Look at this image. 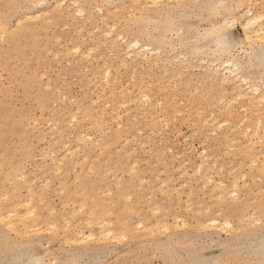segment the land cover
<instances>
[{"label": "rangeland", "instance_id": "obj_1", "mask_svg": "<svg viewBox=\"0 0 264 264\" xmlns=\"http://www.w3.org/2000/svg\"><path fill=\"white\" fill-rule=\"evenodd\" d=\"M158 2L0 0V24L9 14L0 34V214L10 218L0 224V251L81 264L264 260V106L255 108L252 92L264 90V38L246 39L264 25V0ZM251 16L262 18L247 29ZM213 121L224 123L219 131Z\"/></svg>", "mask_w": 264, "mask_h": 264}, {"label": "bare ground", "instance_id": "obj_2", "mask_svg": "<svg viewBox=\"0 0 264 264\" xmlns=\"http://www.w3.org/2000/svg\"><path fill=\"white\" fill-rule=\"evenodd\" d=\"M158 1L161 2V0H152V4H154V3L158 2ZM248 1H250V0H248ZM158 3H159V2H158ZM154 5H155V4H154ZM157 5H159V4H157ZM255 5H256V4H255ZM58 6H59V5H58ZM78 9H79V8H78ZM247 10H248V9H247ZM82 11H83V10H82ZM78 12H79V10H78ZM112 12H113V11H112ZM246 12H247V11H246ZM66 13H67V12H66ZM81 13H82V12H81ZM81 13H80V14H81ZM0 17H2V15H1ZM36 17H37V16H36ZM33 18H34V17H33ZM38 18H39V17H38ZM260 18H262V17H260ZM260 18H258V16H257V17H256V16H255V17H254V16H251L247 21L245 20V21H246V22H244V23H245V27H246L247 29H248V28H254V25L257 24L258 21H261V20H258V19H260ZM24 19H25V18H24ZM34 19H35V18H34ZM46 22H47V21H46ZM105 26H106V25H105ZM3 27H4V26H3ZM243 27H244V26H243ZM258 27H259V25H258ZM54 28H55V27H54ZM43 29H44V28H43ZM27 30H28V29H27ZM8 33H9V31H8ZM103 33H104V32H103ZM0 34L4 36V35L6 34V32L3 31V30H1ZM175 34H176V33H175ZM8 35H9V34H8ZM118 36H119V35H118ZM13 38H14V37H13ZM36 38H37V37H36ZM245 38H246V36H245ZM263 38H264V25H263L261 28L259 27V28L256 29V30H255V29H252L251 31L247 32V38H246V39H255V40H258V41H262ZM2 41H3V40H2ZM210 41H211V40H210ZM251 41H252V40H251ZM130 44H131V43H130ZM130 44H129V45H130ZM132 46L135 47V45L131 44V47H132ZM75 49H76V48H75ZM75 49H74V50H75ZM144 49H145V48H144ZM74 50H73V51H74ZM126 50H127V49H126ZM147 50H148V49H147ZM148 51H149V50H148ZM204 51H205V50H204ZM49 52H50V51H49ZM49 52H48V53H49ZM68 52H69V51H68ZM79 52H80V51H79ZM81 52H82V51H81ZM139 52H140V51H139ZM77 53H78V52H77ZM60 54H61V52H60ZM74 54H75V53H74ZM54 55H55V54H54ZM58 55H59V53H58ZM80 55H81V54H80ZM88 55H89V54H88ZM129 55H130V54H129ZM144 55H145V54H144ZM158 55H159V54H158ZM85 56H86V55H85ZM54 57L56 58L57 55H55ZM54 57H53V58H54ZM126 57H127V56H126ZM143 57H144V56H143ZM144 58H145V57H144ZM176 58H177V57H176ZM178 58H179V57H178ZM121 59H122V58H121ZM55 60H56V59H55ZM164 61H165V60H164ZM230 63H231V62H230ZM230 63H227V64L230 65ZM106 64H107V63H106ZM224 65H225V64H224ZM124 66H125V65H124ZM234 66H235V65H234ZM234 66H233V67H234ZM253 66H254V65H253ZM229 67H230V66H229ZM214 68H215V67H214ZM234 68H236V67H234ZM234 68H233V70H234ZM85 69H86V68H85ZM89 70H90V69H89ZM226 70H227V69H225V70H223V71H226ZM238 70H239V69H238ZM227 71H228V70H227ZM214 72H215V71H214ZM232 72H233V71H232ZM221 74H222V73H221ZM233 74H234V72H233ZM132 75H133V74H132ZM105 76L107 77V76H108V73H106ZM223 76H224V75H223ZM237 76H238V75H237ZM178 77H179V76H178ZM235 77H236V75H235ZM238 77H239V76H238ZM88 79H90V78H88ZM236 79H237V78H236ZM104 80H105V79H104ZM104 80H103V81H104ZM234 80H235V78H234ZM49 81H50V80H49ZM222 81H223V80H222ZM222 81H221V82H222ZM240 81L242 82V79H241ZM244 81H245V80H244ZM244 81H243V83H245ZM105 82H107V80H105ZM115 82H116V81H115ZM166 84H167V83H166ZM87 85H88V84H87ZM246 85H247V84H246ZM108 86H109V83H108L107 87H108ZM60 87H61V86H60ZM88 87H89V85H88ZM141 87H142V86H141ZM86 88H87V87H86ZM104 88H105V87H104ZM132 88H133V87H132ZM236 88H237V87H236ZM244 88H245V87H244ZM109 89H110V88H109ZM143 89H144V88H143ZM165 89H166V88H165ZM252 89H253V88H252ZM50 90H51V89H50ZM56 91H57V90H56ZM91 91H92V90H91ZM102 91H104V89H103ZM118 91H119V90H118ZM143 91H145V90H143ZM137 92H138V91H137ZM160 92H161V90H160ZM252 92H254V94H257V96H256V100H257V101H256V103L254 104L255 108H256V106H257V108H258L259 106H264V102H262V101H264V96H262V94L258 93V91H257L256 89H253ZM57 93H59V92H57ZM193 93H194V92H193ZM128 94H130V93H128ZM126 95H127V94H126ZM139 95H140V93H139ZM139 95H137V96L139 97ZM141 95H143V94H141ZM240 95H241V94H240ZM240 95H239V96H240ZM244 95H245V94H244ZM100 96H101V95H100ZM102 96H103V95H102ZM144 96H146V95H144ZM104 97H105V96H104ZM147 97H148V96H147ZM167 97H168V96H167ZM63 98H64V96H63ZM133 98H134V97H133ZM100 99H102V98H100ZM100 99H99V101H100ZM138 99H139V98H138ZM141 99L144 101V103H146L145 100H144V97H143V98L141 97ZM173 99H174V98H173ZM96 100H97V99H96ZM142 100H141V101H142ZM148 100H149V98H148ZM148 100H147V101H148ZM212 100H213V99H212ZM222 100H223V99H222ZM138 101H139V100H138ZM53 102H54V101H53ZM93 102H94V101H93ZM95 102H96V101H95ZM101 102H102V101H101ZM160 102H161V101H160ZM160 102L158 101V103H160ZM235 102H236V100H235ZM91 103H92V102H91ZM112 103H113V102H112ZM130 103H131V102H130ZM139 103H140V102H139ZM148 103H149V101H148ZM167 103H168V102H167ZM169 103H170V102H169ZM171 103H172V102H171ZM171 103H170V104H171ZM219 103H220V102H219ZM92 104H93V103H92ZM107 104H108V103H107ZM142 104H143V103H142ZM53 105H54V104H53ZM79 105H80V104H79ZM93 105H94V104H93ZM93 105H91V106H93ZM109 105H110V104H109ZM109 105H108V106H109ZM120 105H121V104H120ZM126 105H128V104H126ZM144 105H145V104H144ZM146 105H147V104H146ZM146 105H145V106H146ZM160 105H161V104H160ZM247 105H248V104H247ZM98 106H99V105H98ZM98 106H97V107H98ZM102 106H103V105H102ZM106 106H107V105H105V108H106ZM111 106H112V104H111ZM121 106H125V105H121ZM136 106H138V105H136ZM145 106H144V107H145ZM152 106H153V105H152ZM158 106H159V105H158ZM249 106H250V105H249ZM252 106H253V105H252ZM254 106H253V107H254ZM154 107H155V106H154ZM207 107H208V106H207ZM226 107H227V106H226ZM135 108H136V107H135ZM200 108H201V106H200ZM227 108H229V107H227ZM257 108H256V109H257ZM261 108H262V107H261ZM58 109H59V108H58ZM97 109H98V108H97ZM132 109H133V108H132ZM196 109H197V108H196ZM225 109H226V108H225ZM84 110H85V109H84ZM87 110H88V109H87ZM87 110H86V111H87ZM98 110H99V109H98ZM149 110H150V109H149ZM194 110H195V109H194ZM75 111H76V110H75ZM78 111H79V110H78ZM86 111H85V112H86ZM89 111H90V110H89ZM89 111H88V112H89ZM99 111H100V110H99ZM197 111H198V109H197ZM199 111H200V110H199ZM199 111H198V112H199ZM218 111H219V110H218ZM221 111H222V110H221ZM88 112H87V113H88ZM102 112H104V111H102ZM110 112L113 113L112 111H110ZM125 112H126V111H125ZM260 112H261V111H260ZM260 112L258 111V113H260ZM128 113H129V112H128ZM147 113H148V112H147ZM244 113H245V112H244ZM255 113H256V112H255ZM53 114H54V113H53ZM125 114H126V113H125ZM142 114H143V113H142ZM145 114H146V113H144V115H145ZM200 114H201V112H200ZM229 114H230V113H229ZM229 114H228V119H229ZM78 115H79V114H78ZM89 115H90V114H89ZM173 115H174V114H173ZM210 115H211V114H210ZM252 115H253V114H252ZM139 116H140V115H139ZM200 116H201V115H200ZM200 116H199V118H200ZM211 116H213V114H212ZM230 116H231V115H230ZM101 117H102V114H101ZM118 117H119V116H118ZM140 117H141V116H140ZM219 117H220V116H219ZM258 117H259V116H258ZM258 117H257V118H258ZM74 118H75L74 116H73V118H72V117H71V118L69 117L68 120H70V119L73 120ZM134 118H135V117H134ZM260 118H261V117H260ZM260 118H259V119H260ZM85 119H86V118H85ZM119 119H120V118H119ZM128 119H129V117H128ZM132 119H133V118H132ZM157 119H158V117H157ZM197 119H198V118H197ZM203 119H205V117H204ZM262 119H264V118H262ZM74 120H76V119H74ZM74 120H73V121H74ZM86 120H87V119H86ZM94 120H95V118H94ZM150 120H151V119H150ZM200 120H201V119H200ZM216 120H217V118H216L214 121H216ZM60 121H61V120H60ZM60 121H59V122H60ZM73 121H72V123H73ZM82 121H83V120H82ZM100 121H102V119H101ZM114 121H115V119H114ZM214 121H213V122H214ZM243 121H244V120H243ZM251 121H252V120H251ZM261 121H262L261 119H260V121L257 120V123L259 124V125L257 124L258 127H260V122H261ZM36 122H37V121H36ZM57 122H58V121H57ZM129 122H130V121H129ZM151 122H152V121H151ZM225 122H226V121H225ZM248 122H249V119H248ZM255 122H256V121H255ZM50 123H51V121H50ZM66 123H68V122H66ZM163 123H164V122H163ZM199 123H200V122H199ZM209 123H210V122H209ZM226 123H228V121H227ZM226 123H225V124H226ZM253 123H254V122H253ZM261 123H262V122H261ZM55 124H56V123H55ZM69 124H70V123H69ZM152 124H153V123H152ZM214 124H217V123L214 122ZM218 124H220V129H221V125L223 126L224 123H223V124H222V123H218ZM218 124H217V128H218V131H219L220 129H219V127H218ZM233 124H234V123H233ZM30 125H31V124H30ZM70 125H71V124H70ZM70 125H69V126H70ZM100 125H101V124H100ZM164 125H165V124H164ZM211 125H213V123H211ZM239 125H240V123H239ZM241 125H242V124H241ZM250 125H251V124H250ZM252 125H254V124H252ZM119 126H120V125H119ZM119 126H118V127H119ZM224 126H225V125H224ZM237 126H238V124H237ZM254 126H255V125H254ZM52 127H53V126H52ZM149 127H150V126H149ZM213 127H214V126H213ZM252 127H253V126H252ZM252 127H251V128H252ZM53 128H54V127H53ZM120 128H121V126H120L119 129H117V130H120ZM126 128H127V127H126ZM143 128H144V127H143ZM214 128H216V127H214ZM226 128H227V127H226ZM240 128H241V127H240ZM246 128H248V127H246ZM54 129H55V128H54ZM86 129H87V128H86ZM121 129H122V128H121ZM238 129H239V128H238ZM248 129H249L250 131L252 130V129H250V128H248ZM248 129H247V130H248ZM259 129H260V128H259ZM262 129H264V128H262ZM50 130H51V129H50ZM52 130H53V129H52ZM150 130H151V129H150ZM239 130H240V129H239ZM247 130H245V132H246ZM255 130L257 131V129H255ZM61 131H62V130H61ZM61 131H60V132H61ZM99 131H101V129H100ZM108 131H109V130H108ZM263 131H264V130H263ZM101 132H102V131H101ZM225 132H226V131H225ZM243 132H244V130H243ZM247 132H248V131H247ZM57 133H58V132H57ZM102 133H103V132H102ZM105 133H107V132H105ZM139 133L141 134V132H139ZM150 133H151V131H150ZM223 133H224V132H223ZM229 133H230V132H229ZM229 133H228V134H229ZM137 134H138V133H137ZM213 134H214V133H213ZM228 134H227V135H228ZM245 134L248 135L247 133H245ZM250 134L252 135V132H251ZM255 134H257V132H256V133L253 132V135H255ZM224 135H225V134H224ZM241 135H242V134H241ZM243 135H244V133H243ZM261 135H262V132H261ZM263 135H264V134H263ZM83 136H84V135H83ZM83 136H81V137H83ZM225 136H226V135H225ZM257 136H258V134H257ZM51 137H52V136H51ZM84 137H86V136H84ZM84 137H83L81 140H83ZM209 137H210V136H209ZM215 137H216V136H215ZM233 137H234V136H233ZM245 137H246V136H245ZM251 137H252V136H251ZM253 137H254V136H253ZM53 138H54V137H53ZM243 138H244V137H243ZM261 138H262V137H261ZM66 139H67V138H66ZM91 139H92V137H91ZM91 139H90L88 136L86 137V140H91ZM226 139H227V138H225V140H226ZM262 139H263V138H262ZM262 139H261V140H262ZM51 140H54V139H51ZM127 140H129V139H127ZM130 140H131V139H130ZM132 140H134V138H133ZM147 140H148V139H147ZM215 140H216V139H215ZM261 140H258V138H257L256 141H257V142L259 141V143H260ZM263 140H264V139H263ZM84 141H85V139H84ZM100 141H101V140H100ZM125 141H126V140H125ZM227 141H228V140H227ZM47 142H48V141H47ZM97 142H98V140H97ZM97 142L95 141L94 144L97 145ZM230 142H231V141H230ZM232 142H234V141H232ZM249 142H250V141H249ZM81 143H82V142H81ZM84 143H86V142H84ZM234 143H235V142H234ZM123 144H124V143H123ZM125 144H126V142H125ZM231 144H233V143H231ZM250 144H251V143H250ZM143 145H144V143H143ZM243 145H244V144H243ZM245 145H247V144H245ZM253 145H254V143H253ZM260 145H261V144H260ZM66 146H67V145H65V147H66ZM140 146H141V145H140ZM227 146H228V145H227ZM251 146H252V145H251ZM251 146H250V148H251ZM65 147H64V148H65ZM225 147H226V146H225ZM239 147H240V146H239ZM246 147H247V151H248L249 146H246ZM244 148H245V147H244ZM244 148H243V149H244ZM250 148H249V149H250ZM76 149H77V151H78L79 148L76 147ZM231 149H232V147H231ZM133 150H134V149H133ZM224 150H225V149H224ZM224 150H223V151H224ZM245 150H246V149H245ZM258 150H260V149H258ZM261 150H262V149H261ZM72 151L74 152L75 150L73 149ZM116 151L118 152L119 150H116ZM142 151H143V150H142ZM147 151H148V150H147ZM168 151H169V149H168ZM226 151H227V150H226ZM240 151H241V150H240ZM243 151H244V150H243ZM247 151H245V152H247ZM70 152H71V151H70ZM70 152H69V153H70ZM101 152H102V151H101ZM144 152H145V151H144ZM170 152H171V151H170ZM251 152H252V151H251ZM258 152H259V151H258ZM262 152H263V151H262ZM67 153H68V152H67ZM67 153H66V154H67ZM69 153H68V154H69ZM99 153H100V151H99ZM130 153H131V152H130ZM223 153H224V152H223ZM239 153H240V152H239ZM260 153H261V152H260ZM123 154H124V153H123ZM240 154H244V153L242 152V153H240ZM50 155L54 156L53 153L50 154ZM70 155H71V153H70ZM126 155H127V153H126ZM245 155H246V154H245ZM252 155H253V154H252ZM261 155H262V154H261ZM214 156H215V155H214ZM246 156H247V155H246ZM259 156H260V155H259ZM50 157H51V156H50ZM61 157H62V156H61ZM63 158H64V157H63ZM83 158H84V157H83ZM150 158H151V157H150ZM256 158H257V157H254V155H253V158L250 157V159H249V163H250V161H251L250 164H252V163H256V162H257V159H256ZM84 159H86V158H84ZM156 159H158V158H156ZM203 160H205V159H203ZM262 160H263V159H262ZM84 162H85V161H84ZM132 163H133V162H132ZM261 163L264 164V161H262ZM61 164H62V163H61ZM90 164H91V163H90ZM90 164H89V165H90ZM155 164H156V163H155ZM164 164H165V163H164ZM59 165H60V163H59ZM91 165H92V164H91ZM134 165H135V164H133V166H134ZM247 165H249V164H247ZM133 166H132V167H133ZM251 166H253V165H251ZM1 167H2V166H1ZM132 167H131V168H132ZM254 167H255V166H254ZM256 167H257V165H256ZM59 168H60V167H59ZM221 168H222V167H221ZM258 168H259V167H257V169H258ZM261 168L264 170V165H261ZM234 169H235V168H234ZM198 170H199V171H197V172H200V171H201V167H198ZM258 170L261 171V169H258ZM54 171H55V170H54ZM90 171H91V170H90ZM131 171H132V170H131ZM131 171H129V172H131ZM92 172H93V171H91V173H92ZM135 172H136V171H135ZM227 172H228V171H227ZM58 173H60V172H58ZM66 173H67V172H66ZM88 173H90V172H89V169H88ZM96 173H97V172H96ZM64 174H65V172H64ZM129 174H130V173H129ZM158 174H159V173H158ZM19 176H20V175H19ZM121 176H122V175H121ZM203 176H204V175H203ZM156 177H157V176H156ZM181 177H182V176H181ZM243 177H244V176H243ZM18 178H22V179L24 180L25 177L22 176V174H21V177H18ZM102 178H103V176H102ZM208 178H209V177H208ZM241 178H242V177H241ZM157 179H158V178H157ZM209 179H211V178H209ZM236 179H237V178H236ZM236 179H235V181H236ZM79 180H80V178L77 179L76 181H78V183H79ZM118 180H119V179H118ZM118 180H117V181H118ZM206 180L209 182L208 179H206ZM33 181H35V180H33ZM64 181H65V180H64ZM119 181H120V180H119ZM119 181H118V182H119ZM169 181H171V180L169 179ZM220 181H221V180H220ZM232 181H233L232 183H234V179H233ZM29 182H30V181H29ZM31 182H32V181H31ZM74 182H75V180H74ZM140 182H141V181H140ZM143 182H144V181H143ZM164 182H165V181H164ZM203 182H204V181H203ZM32 183H34V182H32ZM40 183H41V182H40ZM144 183H145V182H144ZM162 183H163V182H162ZM210 183H211V180H210ZM217 183H218V182H217ZM235 183H236V182H235ZM24 184H25V183H24ZM45 184H48V183H45ZM45 184H44V185H45ZM117 184H119V183H117ZM206 184H207V183H206ZM221 184H222V183H221ZM44 185H43V186H44ZM70 185H71V184H70ZM165 185H166V184H165ZM235 185H236V184H235ZM245 185H246V184H245ZM117 186H118V185H117ZM161 186H164V185H161ZM137 187H138V186H137ZM157 187H158V186H156V188H157ZM224 187H225V186H224ZM231 187H232V186H231ZM231 187H230V188H231ZM28 188H29V189H28ZM28 188H27L28 191H32L30 184L28 185ZM42 188H44V187H42ZM46 188H47V187H46ZM106 188H107V187H106ZM118 188H119V187H118ZM156 188H155V189H156ZM202 188H203V187H202ZM204 188H205V187H204ZM38 189H39V188H38ZM167 189H168V188H167ZM225 189H226V187H225ZM234 189H235V187H234ZM14 190H15V189H14ZM151 190H152V189H151ZM158 190L161 191L159 188H158ZM221 190H223V187H222ZM37 191H38V190H37ZM162 191H163V190H162ZM165 191H166V190H165ZM61 192H62V190H61ZM212 192L214 193V190H213ZM225 192H226V191H225ZM233 192H234V191H233ZM258 192H259V191H258ZM4 193H6V192H4ZM31 193H32V192H31ZM36 193L38 194V193H40V192H36ZM110 193H111V192H110ZM141 193H142V192H141ZM161 193H162V192H161ZM165 193H166V192H165ZM189 193H190V192H189ZM10 194H11V192H10ZM162 194H164V193H162ZM162 194H161V195H162ZM5 195H6V194H5ZM168 195H169V194H168ZM189 195H190V194H189ZM220 195H222V193H221ZM220 195L218 194L217 197L219 198ZM40 196H41V195H40ZM150 196H151V194H150ZM150 196H149V197H150ZM4 197H6V196H4ZM38 197H39V196H38ZM41 197H42V196H41ZM85 197H86V196H85ZM85 197H84V198H85ZM129 197H130V196H129ZM167 197H168V196H167ZM188 197H189V196H188ZM214 197H215V196H214ZM214 197H212V198H214ZM217 197H216V199H218ZM222 197H223V196H222ZM92 198H93V197H92ZM155 198H156V197H155ZM224 198H225V197H224ZM30 199H33V198L30 197ZM123 199H124V197H123ZM130 199H131V198H130ZM148 199H149V198H148ZM219 199L221 200V197H220ZM42 200H43V199H40V201H42ZM125 200H126V199H125ZM214 200H215V198H214ZM4 201H5V200H4ZM128 201H129V200H128ZM223 201H224V199H223L221 202L223 203ZM31 202H32V201H29V203H31ZM38 202H39V200H38ZM80 202H81V201H80ZM80 202H78V203H80ZM162 202H163V201H162ZM216 202H217V201H216ZM24 203H26V202H24ZM74 203H75V202H74ZM82 203L84 204V201H83ZM147 203H148V202H147ZM218 203H220V202H218ZM22 204H23V203H22ZM22 204L20 203V205H18V206H19V207H22V206H23ZM41 204H43V202H42ZM45 204H46V203H45ZM47 204H48V203H47ZM83 204H81V206H82ZM126 204H127V202H126ZM21 205H22V206H21ZM124 205H125V203H124ZM198 205H199V204H198ZM210 205H212V204H210ZM15 206H16V205H15ZM28 206H30V204H29ZM126 206H127V205H126ZM212 206H213V205H212ZM16 207H17V206H16ZM16 207H15V208H16ZM24 207L27 208L26 206H24ZM79 207H80V206H79ZM82 207L84 208L85 206H82ZM82 207H80V208H82ZM155 207H156L155 210H156V212H157V211H158V210H157L158 206H155ZM208 207H210V206H208ZM31 208H32V207H31ZM43 208H44V207H43ZM45 208H47V205H46ZM190 208H191V207H190ZM206 208H207V207H206ZM219 208H220V207H219ZM16 209H18V208H16ZM33 209H34V207L32 208V210H33ZM35 209H36V207H35ZM187 209H188V208H187ZM208 209H209V208H208ZM208 209H207V210H208ZM77 210H78V209H77ZM79 210H80V209H79ZM79 210H78V212H80ZM90 210H91V209H90ZM125 210H126V209H125ZM128 210H129V207H128ZM28 211H29V209H28ZM34 211H36V210H33V212L30 210L31 213H34ZM72 211H73V210H72ZM102 211H103V210H102ZM129 211H130V210H129ZM151 211H152V210H151ZM204 211H206V209H204ZM14 212H15V211H14ZM14 212H13V214H17L16 217H19V216H20V215L18 216V213H16L17 210H16L15 213H14ZM30 212H28L29 215H30ZM88 212H89V211H88ZM91 212H92V211H91ZM119 212H120V211H119ZM137 212H138V211H137ZM154 212H155V211H154ZM9 213H10V212H9ZM80 213H81V212H80ZM89 213H90V212H89ZM108 213H109V211H108ZM108 213H107V215H108ZM194 213H195V212H194ZM197 213H199V211H198ZM206 213H207V211H206ZM90 214H91V216H94V215H92V213H90ZM153 214H154V213H152L151 215H153ZM155 214H158V213H155ZM207 214H208V213H207ZM6 215H7V214H6ZM22 215H24V214H21V216H22ZM25 215H26V213H25ZM31 215H32V214H31ZM34 215H36V214H33L32 216H34ZM72 215H73V214H72ZM88 215H89V214H88ZM135 215H136V214H135ZM137 215H138V213H137ZM10 216L13 217L14 215L11 214ZM26 216H27V215H26ZM248 216H249V215H248ZM250 216H251V215H250ZM16 217L14 216V218H16ZM23 217H24V216H23ZM38 217H39V216H38ZM141 217H142V216H141ZM1 218H3L2 214H0V220H1ZM6 218H7V219L9 218V214H8L7 216H5V219H2V220H6ZM21 218H22V217H21ZM21 218L19 217V218H18V221H19L21 224H23V225H22L23 227H25V222H24L25 220H23V219H25V218H22V219H21ZM30 218H31V217H30ZM32 218H33V217H32ZM32 218H31V219H32ZM35 218H36V217H35ZM35 218H33L34 221H35ZM39 218H40V217H39ZM143 218H144V216H143ZM161 218H163V217H161ZM165 218H166V217H165ZM175 218H176V217H175ZM9 219H10V218H9ZM33 219H32V220H33ZM97 219L100 220L99 217H98ZM97 219H96V222H98ZM176 219H178V218H176ZM176 219H175V221H176ZM210 219H211V220H208L210 226H212V227H215V226L218 227V226H219V222H217L216 220H214V219H212V218H210ZM125 220H126V222H127V218H126ZM159 220H160V219H159ZM18 221H17V223H18ZM157 221H158V220H157ZM214 221H215V223H214ZM35 222H36V221H35ZM50 222H51V221H50ZM50 222H49V223H50ZM84 222H86V224H87L88 220H87V221L85 220ZM90 222H91V220H90ZM90 222H88V223H90ZM92 222H94L93 219H92ZM99 222H100V221H99ZM105 222H107V221H105ZM109 222H110V221H109ZM111 222H112V221H111ZM139 222H140V221H139ZM158 222H159V221H158ZM158 222H157V223H158ZM259 222H260V221H259ZM5 223H6V222H5ZM12 223H13L12 220H8V222H7V224H6V227H7V226H8V227L11 226ZM17 223L14 224L15 229H14V227H13V225H12L14 231L17 230V229H16V226H15V225H17ZM52 223L54 224L55 222H52ZM78 223H79V222H78ZM161 223H162V222H161ZM161 223H160V224H161ZM207 223H208V222H207ZM18 224H19V223H18ZM32 224H33V221H32ZM43 224H44V223H43ZM53 224H52V226H53ZM56 224H57V223H56ZM64 224H65V223H64ZM68 224H69V222H68ZM68 224L66 223L67 226H68ZM98 224H99V223H98ZM111 224H112V223H111ZM122 224H123V223H122ZM136 224L139 226V225L141 224V222H140V224H138V223H136ZM136 224H134V225H136ZM154 224H155V223H154ZM163 224H164V227H163V228L161 227L162 229L165 228V226H166L165 224H167V223H163ZM205 224H206V223H205ZM223 224H224V223H223ZM48 225H49V224H48ZM57 225H58V224H57ZM57 225H55V226H57ZM90 225H91V224H90ZM90 225L88 224L87 226H90ZM92 225H94V224L92 223ZM96 225H97V224H96ZM103 225H107V226H109L110 224H109V223H108V224H105V223H104ZM103 225H101V226L103 227ZM134 225H133V226H134ZM137 225H136V228H138ZM175 225H176V224H175ZM200 225H201V224H200ZM225 225H227V224H225ZM252 225H253V224H252ZM40 226H41V225H40ZM40 226H39V227H40ZM44 226H46V225H44ZM58 226H59V225H58ZM67 226H65V227L68 228ZM97 226H98V229H99V228H100V227H99L100 225H97ZM124 226H125V225H124ZM126 226H127V225H126ZM161 226H163V225H161ZM173 226H174V225H173ZM176 226H177V225H176ZM204 226H206V225H203V227H204ZM12 227H11V228H12ZM26 227H30V226H26ZM26 227H25V228H26ZM49 227H51V225H49L47 228H49ZM102 227L100 228V229H102V230L99 231V233H100L101 235L105 236V237H106V236H110V231H109V230H105V229H103ZM104 227H105V226H104ZM134 227H135V226H134ZM134 227H133V228H134ZM139 227H141V225H140ZM142 227H143V226H142ZM142 227H141L140 229H142ZM150 227H151V226L148 227V228H149V230H148L149 232H150V229H153V228H152L153 226H152L151 228H150ZM155 227H157V226H155ZM221 227H222V226H221ZM227 227H228V226H227ZM34 228H35V227H34ZM45 228H46V227H45ZM128 228H129V227H128ZM130 228H131V226H130ZM130 228H129V231H130ZM136 228H135V229H136ZM143 228H144V227H143ZM158 228H159V225H158ZM158 228H155V229L159 230ZM161 228H160V230H161ZM177 228H179V227H177ZM207 228H208V227H207ZM9 229H10V228H8V230H9ZM26 229H29V228H26ZM31 229H32V227H31ZM49 229H52V230H53L52 227L49 228ZM100 229H99V230H100ZM144 229H146V227H145ZM10 230H12V229H10ZM19 230H20V229H19ZM29 230H30V229H29ZM34 230H35V229H34ZM34 230H33V231H34ZM36 230H38V229H36ZM54 230H57V229L55 228ZM63 230H64V228H63ZM125 230H126V229H125ZM127 230H128V229H127ZM127 230H126V231H127ZM131 230H132V228H131ZM133 230H134V229H133ZM157 230H156V231H157ZM164 230H165V229H164ZM164 230H163V231H164ZM22 231H23V230H22ZM30 231H31V230H30ZM33 231H32V232H33ZM47 231H50V230H46V232H47ZM77 231H78V230H77ZM121 231H122V230H121ZM136 231H137V229L135 230V233H136ZM139 231H140V230H139ZM145 231L147 232V230H145ZM153 231H154V230H153ZM153 231H152L151 233H153ZM161 231H162V230H161ZM166 231H168V230L166 229ZM15 232H16V231H15ZM15 232H14V233H15ZM17 232H18V231H17ZM17 232H16V233H17ZM23 232H24V231H23ZM38 232H39V230H38ZM41 232H43V231H40V233H41ZM55 232H56V231H55ZM80 232H81V231H80ZM113 232H114V231H113ZM115 232H116V231H115ZM117 232H118V230H117ZM124 232H125V231H124ZM124 232H122V233H124ZM130 232H131V231H130ZM132 232H133V231H132ZM154 232H155V231H154ZM157 232H159V231H157ZM157 232H156V233H157ZM26 233H27V231H26ZM26 233H23V235H24V234H25V235L28 234V233H27V234H26ZM36 233H37V232H36ZM40 233H37V234H40ZM44 233H45V231H44ZM119 233H120V230H119L118 234H119ZM122 233H121V234H122ZM125 233H126V232H125ZM151 233H150V234H151ZM19 234H20V233H19ZM19 234H18V235H19ZM30 234H31V232H30ZM32 234H33V233H32ZM42 234H43V233H42ZM76 234H77V233H76ZM81 234H82V233H81ZM89 234H91V233H89ZM112 234H114V233H112ZM126 234H127V233H126ZM74 235H75V234H74ZM116 235H117V234H116ZM116 235L114 234V237L117 238ZM129 235H130V234H129ZM132 235H134V233H133ZM147 235H148V233H147ZM153 235H154V234H153ZM153 235H152V236H153ZM77 236H78V234H77ZM79 236H80V235H79ZM92 236H94V235L91 234V238H92ZM122 236H124V234H123ZM145 236H146V235H145ZM145 236H144V237H145ZM149 236H150V235H149ZM81 237H82V236H81ZM81 237H79V238H80L81 241H82V238H83L84 236H83L82 238H81ZM86 237H89V238H90L89 235H87ZM86 237H85V238H86ZM118 237H119V236H118ZM132 237H133V236H132ZM94 238H96V237H94ZM94 238H93V239H94ZM97 238H98V237H97ZM102 238H103V237H102ZM102 238H101V239H102ZM116 238H115V239H116ZM119 238H120V241H121V237H119ZM122 238H123V237H122ZM124 238L127 239V237H125V236H124ZM124 238H123V239H124ZM73 239H74V237H73ZM107 239H108V238H107ZM123 239H122V240H123ZM126 239H125V240H126ZM128 239H129V238H128ZM132 239H133V238H132ZM68 240H69V238H68ZM98 240H99V239H98ZM102 240H103V239H102ZM102 240H101V241H102ZM104 240H105V239H104ZM117 240H118V239H117ZM69 241H70V240H69ZM72 241H73V240H72ZM81 241H80V242H81ZM96 241H97V240H96ZM99 241H100V240H99ZM106 241H107V240H106ZM108 241H109V239H108ZM120 241H119V242H120ZM70 242H71V241H70ZM78 242H79V241H76V243H78ZM80 242H79V243H80ZM116 242H118V241H116ZM119 242H118V243H119ZM121 242H122V241H121ZM121 242H120V243H121ZM66 243H67V241H66ZM68 243H69V242H68ZM72 243L76 244L75 242H72Z\"/></svg>", "mask_w": 264, "mask_h": 264}, {"label": "snow or ice", "instance_id": "obj_3", "mask_svg": "<svg viewBox=\"0 0 264 264\" xmlns=\"http://www.w3.org/2000/svg\"><path fill=\"white\" fill-rule=\"evenodd\" d=\"M7 8H14V9H19L22 8L23 5H19V4H12L9 3L6 6ZM8 16L9 14L6 12L5 13V19L3 21L2 24H0V30L3 31H8V28H4L3 24H7L8 23ZM9 28L11 27L10 25L8 26ZM15 35V33H14ZM17 38H20L17 35ZM0 39H2V37H0ZM262 44H264V41L261 42ZM76 52H79L80 50L77 48L75 49ZM262 65H264V57H262ZM41 79H43V77H41ZM262 96H264V90H262ZM144 100L147 101L148 97L145 96ZM264 102V101H262ZM134 170H135V166H133ZM233 196H236V192L234 191L232 193ZM4 223L3 220H0V224ZM215 223V221H214ZM228 227H231V225H228ZM9 228H11V226H9ZM262 255H264V249H262L261 252ZM0 264H81L80 261H76V260H64L62 257H60L59 255L56 256H52L51 259H36V260H32V261H25L21 256L17 255L15 253V251H9L7 248H5L3 251H0ZM146 264H160V260L158 258H151L148 261H146ZM165 264H168L167 261H165ZM188 264H207V262L205 261H201V260H193L188 262ZM219 264H255V262L253 261H239V260H224V261H220ZM260 264H264V260L260 261Z\"/></svg>", "mask_w": 264, "mask_h": 264}]
</instances>
